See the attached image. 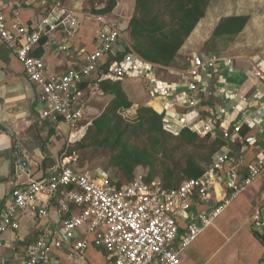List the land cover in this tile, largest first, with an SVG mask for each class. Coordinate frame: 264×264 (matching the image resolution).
Listing matches in <instances>:
<instances>
[{
	"label": "crops",
	"instance_id": "1",
	"mask_svg": "<svg viewBox=\"0 0 264 264\" xmlns=\"http://www.w3.org/2000/svg\"><path fill=\"white\" fill-rule=\"evenodd\" d=\"M51 1L0 0V6L9 25L17 20L33 23L48 13L52 8ZM60 1L75 12L80 25L72 37L67 36L64 27L41 37L32 53L44 58L47 75L62 74L69 69L81 67L86 55L96 49L97 33L113 25L120 27L121 37L110 57L126 50L130 40V22L137 12L136 0H116V5L109 12H103L108 0ZM239 14L249 15V12L242 10L235 0H211L205 16L179 50L173 66H158L148 76L126 77L122 83L135 107L142 104L151 106L158 112L164 111L168 98H163L156 92L155 82L163 80L169 84L172 90L170 97L178 99L176 108L181 115L180 119L169 116L166 123L175 133L183 126L202 132L205 122L212 117L218 122V138L221 139L222 129L234 123L241 124V130L246 133L240 132L236 151L239 152L238 158L241 157L239 176L242 179L262 152L264 81L250 78L248 73L257 62L264 68V37L258 42L253 40L256 42L253 45H257L255 48H239V42L227 37L222 39L226 41V45L221 46L220 50L216 46L221 39L215 47L203 50L219 21L223 17ZM262 24L261 29L264 31V23L250 17L238 37ZM261 29L257 32L254 28V31L259 34ZM181 53L188 54V60L183 68H178L176 62ZM212 53L220 55L217 65L219 71L211 70L201 74L197 80L199 90L196 107H189L185 73L191 67L194 55L209 56ZM108 57L109 55L106 56V62ZM101 69L100 66L76 86L80 101L87 106V111L93 107L99 113L112 99L111 95L104 94L98 86ZM84 82L88 83L86 87H83ZM39 92L40 87L29 80L16 54L0 40V201L3 203L8 200L15 181L26 183L30 179L49 175L60 165L65 149L73 146H67L70 128L66 122L62 119L55 121L52 118H42L44 105L39 99ZM218 184L220 188V183ZM220 190L222 191V187ZM215 203H219L217 199L195 205L193 211L198 214ZM259 206L264 207V170L233 199L215 223L187 247L181 255L183 263L264 264V227L261 228L254 222V212ZM70 216V213L66 214V217ZM59 220L55 207L43 219L37 218L31 211L22 214L21 229L18 232L7 230L0 233V241L5 244L0 247V264H25L29 245L38 238L47 223ZM179 223L180 233L183 235L187 229L185 215ZM86 236L89 243L83 254L72 257L62 250H55V259L48 264H106L109 261L106 250L95 244L93 235L80 234V238Z\"/></svg>",
	"mask_w": 264,
	"mask_h": 264
},
{
	"label": "built area",
	"instance_id": "2",
	"mask_svg": "<svg viewBox=\"0 0 264 264\" xmlns=\"http://www.w3.org/2000/svg\"><path fill=\"white\" fill-rule=\"evenodd\" d=\"M51 4L52 8L37 22L17 20L10 25L0 6V40L16 54L29 80L40 87L39 99L44 105L42 118L62 119L69 126V147L81 141L92 125V117L87 115V106L80 101L76 86L106 63V56L113 55L121 29L116 25L101 29L96 35V49L86 55L81 67L49 76L44 58L34 56L32 51L43 34L64 27L67 36L72 37L80 25L78 16L62 1L52 0ZM219 60L220 55L216 53L194 55L192 65L185 73L189 107L197 104L198 78L206 71H219ZM158 66L161 65L146 61L130 51L122 60H115L100 78L123 80L126 77H144ZM248 74L250 78L264 81L263 65L255 63ZM154 88L160 96L168 98L163 111L166 122L169 116L180 119L176 108L178 99L170 97V85L157 80ZM205 123L202 132L194 131L201 136L209 135L211 139L218 138L217 120L210 117ZM167 129L174 132L171 126ZM241 129L239 123L222 129L220 137L224 145L213 156L209 168L201 176L187 178L172 188L164 187L159 179L147 182L142 170L136 172L132 181L119 185L104 170L77 166L74 163L77 158L67 155L69 148H66L60 165L49 175L26 183H13L8 200L5 203L0 201V233L7 230L18 232L21 215L27 211L43 219L55 207L60 220L47 223L38 238L29 245L25 264H48L55 259V250L78 257L89 243L87 236L80 238L81 233L93 235L95 244L106 250L109 256L106 264H184L181 255L187 247L214 224L233 199L264 170L263 139L262 152L255 164L246 176L240 178L241 157L238 158L236 144ZM212 199L219 203L194 213L195 205ZM67 213L71 216L66 217ZM183 215L187 219V229L182 235L179 220ZM254 222L264 227L263 206L256 208ZM4 245L0 241V247Z\"/></svg>",
	"mask_w": 264,
	"mask_h": 264
},
{
	"label": "trees",
	"instance_id": "3",
	"mask_svg": "<svg viewBox=\"0 0 264 264\" xmlns=\"http://www.w3.org/2000/svg\"><path fill=\"white\" fill-rule=\"evenodd\" d=\"M158 1L163 0H136L137 12L130 22L126 50L101 65L102 73H107L115 60H122L130 51L151 63L173 66L179 50L210 4V0H165L171 7L167 19L163 8L156 6ZM115 5L116 0H108L103 12L111 11ZM249 19L248 14L223 17L207 44L215 47L220 39H234L245 29ZM97 83L112 99L99 113L93 107L89 108L87 115L92 117V125L77 146L68 149L67 155H72L75 148L85 149L91 145L109 154L110 166L123 174L125 182L132 181L136 172L142 170L147 182L159 179L164 187L172 188L187 178L201 176L224 145L222 139L211 140L209 135L201 139V135L188 126H183L178 133L168 130L165 112H158L151 106L142 105L133 118H126L123 112L134 102L125 91L122 80L99 77ZM87 84L84 82L83 87ZM156 108L161 110L159 106ZM241 133L246 132L241 130ZM197 143L209 151L203 160L191 153L184 154L183 161L177 158L178 151ZM111 178L119 185L125 183Z\"/></svg>",
	"mask_w": 264,
	"mask_h": 264
},
{
	"label": "rangeland",
	"instance_id": "4",
	"mask_svg": "<svg viewBox=\"0 0 264 264\" xmlns=\"http://www.w3.org/2000/svg\"><path fill=\"white\" fill-rule=\"evenodd\" d=\"M235 1L237 2V4L242 10L249 12L250 17L259 19L261 23H264V0H235ZM156 6L163 8V12H165L166 18L169 19V11L171 7L167 6V2L165 0L161 2L158 1L156 3ZM262 27H263V24L261 26H255L253 27L252 30H248L246 33L242 34V36L238 37L237 35L233 40L239 42V48H243L244 46L246 47L253 46L251 48H255L257 47V45L256 46L253 45L254 42L255 41L258 42L259 39L264 37V33H263L264 31L263 29H261ZM254 28L256 29L257 32H259V30L261 29L260 33L259 34H257V32L255 33ZM248 43L250 45H248ZM225 45H226V41L220 40L216 48L218 47V50H220V47L225 46ZM209 46L210 44L206 43L203 47V50H207L208 48H210ZM187 60H188V54L181 53L179 55V59L176 62V66L178 68H183L186 65ZM140 106H142V104L136 107L135 105H133L130 109L125 110L123 112L124 116L129 119L133 118L136 115L137 108ZM200 138L202 139L203 137L200 136ZM208 142H210V140H208ZM77 143L78 142L74 143L72 147L77 146ZM201 146H200V143H197L194 146L193 145L188 146L187 148H184L183 150L178 151L176 156L177 158L183 161L184 154L191 153L194 156H196L199 160H203L206 157V155H208L209 151L206 147H203V146L201 147ZM72 155L77 158L75 162L81 168L94 170V171L104 170L108 172L110 176H113L116 179H119L123 182H125L126 180L121 172H117L116 169L110 166L109 154L102 149H97L94 146L89 145L85 149L75 148V151L73 152ZM144 171L147 172V169L144 168Z\"/></svg>",
	"mask_w": 264,
	"mask_h": 264
}]
</instances>
